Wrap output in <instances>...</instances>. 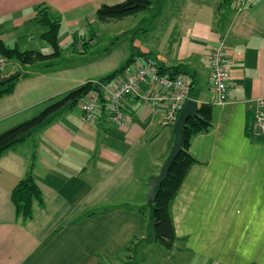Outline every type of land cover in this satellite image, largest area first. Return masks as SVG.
I'll list each match as a JSON object with an SVG mask.
<instances>
[{"label":"crops","instance_id":"crops-1","mask_svg":"<svg viewBox=\"0 0 264 264\" xmlns=\"http://www.w3.org/2000/svg\"><path fill=\"white\" fill-rule=\"evenodd\" d=\"M122 1L0 0V41L20 50L51 52L33 10L47 4L62 17L59 44L64 47L82 30L87 48L97 36L94 26L117 23L96 20V10ZM162 5L163 20L153 15L155 3L147 15L124 17L140 18L131 30L114 32L132 31L130 41L118 45L116 37L101 53L87 54L78 47L82 39H76L56 59L14 61L1 69L2 75L15 70L21 75L10 93L0 95V132L117 69L137 49L165 67L185 66L197 105L211 102L208 56L223 41L230 58L227 100L213 103L210 129L190 140L195 162L169 207L173 246L153 240L148 224L146 178L159 172L174 138L172 124L164 121L167 99L154 101L164 93L148 84L122 100L120 124L103 105L92 122H84L77 103L3 152L0 264H121L123 257L130 264L135 257L141 264H264V132H252L255 100L264 97V0H248L240 11L232 0H161ZM145 19L152 24L140 27ZM139 30L148 33L145 45L137 40ZM143 61L138 58L105 86L114 88ZM31 162L43 201L35 202L32 218L23 221L16 217L10 191ZM123 249L126 256H119Z\"/></svg>","mask_w":264,"mask_h":264},{"label":"trees","instance_id":"trees-1","mask_svg":"<svg viewBox=\"0 0 264 264\" xmlns=\"http://www.w3.org/2000/svg\"><path fill=\"white\" fill-rule=\"evenodd\" d=\"M153 3H155L156 7L155 12L158 13L161 9V0H123L122 2L112 5L102 4L96 10L95 18L100 22L122 19L149 8ZM33 10L34 18L43 26L41 38L50 45L52 51L45 54L33 49L20 50L16 46L7 47L0 41V55L5 57L7 61L12 60L21 64H35L40 61L56 58L60 55L61 50L64 49V47L59 44V33L62 27V17L60 13L54 11L47 4L37 5ZM75 33H73L71 45L75 44L74 40H76L77 35H79ZM92 39L93 36H89V40ZM88 43V41H84L82 45L83 48H86ZM148 55V52H143L140 49H137L135 53H131L124 64L117 69L98 80L86 81L67 91L62 96L49 101L37 114L0 132V156L5 150L14 147L17 143L25 140L30 135L31 130L51 121L52 117L62 108L73 107L80 100H86V98L94 92L101 93V85H106L119 75L123 74V72L135 63L138 58L145 61H152L160 74H169L171 77H176L178 75L185 76L187 74L191 77L192 75L185 66L165 67L163 64L157 62L154 58ZM1 69L2 68L0 67V76H2ZM16 78L0 84V95L10 93L13 90L14 80ZM188 83L189 98L196 99L197 93L193 86V80ZM102 102V105L105 107L104 100H102ZM212 110V102H202L198 106L197 115L193 118L187 119L183 129L181 150L172 162L165 180L157 188L154 202L149 204L148 224L153 240L161 242L166 248H171L175 239V229L169 210L170 203L176 196L190 166L195 162L194 157L189 152L190 140L194 135L206 132L210 129L212 125ZM10 199L16 217L21 218L23 221L32 218L34 203H40L43 201L41 190L32 173V162L30 163L26 174L12 187L10 191ZM141 209L142 208H139V211ZM121 264H130V262L125 261Z\"/></svg>","mask_w":264,"mask_h":264},{"label":"built area","instance_id":"built-area-1","mask_svg":"<svg viewBox=\"0 0 264 264\" xmlns=\"http://www.w3.org/2000/svg\"><path fill=\"white\" fill-rule=\"evenodd\" d=\"M232 3L234 8L240 11L247 6L248 0H232ZM208 60L215 94L211 102L222 104L227 100L230 83V58L227 45L221 41L213 46L209 52ZM7 62L6 58L0 55V67L2 68ZM148 84L156 85L162 90L161 94L164 93V95L152 99L154 101L167 99L164 121L172 124L189 98V83L183 75L171 77L168 74L158 73L157 68L150 60H144L141 64H136L132 69H128L124 78L114 88L101 85V93L94 92L89 95L81 104L83 121L92 122L97 108L103 104L102 100H104L105 107L111 113L114 122L120 124L123 119L122 100L129 95L138 94L139 88ZM255 104L252 132L254 135H261L264 132V97L257 98Z\"/></svg>","mask_w":264,"mask_h":264},{"label":"rangeland","instance_id":"rangeland-1","mask_svg":"<svg viewBox=\"0 0 264 264\" xmlns=\"http://www.w3.org/2000/svg\"><path fill=\"white\" fill-rule=\"evenodd\" d=\"M161 9H163V5L161 7ZM160 9V11H161ZM149 9H145L144 11H142L141 13H139L138 16H141V15H147L146 12H148ZM156 10V9H155ZM155 10L153 11V15L154 17H156L157 19H160V20H163L165 17H163V11L162 13H160V11L157 13L155 12ZM160 16V17H159ZM153 18V17H152ZM151 18V20H152ZM168 18V17H167ZM140 18L139 17H127V18H124V19H117V23L116 24H112V23H107L106 25L105 24H102V25H99L98 27L94 26L93 28L96 30L97 29V36L93 39L94 40V45L93 46H88L86 49H85V52L87 54H91L92 53H96L97 51L98 52H103L105 48H109L110 45H112V41H115V38L117 37V41L115 43H118L119 44H122L124 41L128 40L130 41L132 35H133V32L130 31L129 34H122V35H119L117 33H114L116 28H123V29H132L130 27L131 23H134L136 21H139ZM153 21H150V19H145L144 22H140L139 25L140 27H148L149 25L152 24ZM161 22V21H160ZM79 35H77V40L79 39H82L80 42H82L81 44H79V48H82L83 46V42L84 41H87L88 39H84V38H88V36L82 31V30H77ZM91 31V30H90ZM148 34V33H147ZM147 34H144V32L142 30H139V34L137 36V40L141 41L143 45L144 42H145V38L148 36ZM127 37V38H126ZM68 44L64 45V49L67 51V50H70V47H71V41L67 42ZM51 48V47H50ZM85 48V47H84ZM83 48V49H84ZM51 51H52V48H51ZM56 59V58H54ZM59 61V60H57ZM11 62H14V61H8L6 65H4L2 67V70L5 71L7 70V68L11 65ZM124 63V62H123ZM82 100H80L77 104V106H75V108L77 110L80 109L81 107V104H82ZM150 177V176H149ZM149 177L146 178V181L149 182ZM118 255L120 256H126L127 252L126 250L123 249L122 252H117ZM123 261H127L126 258L123 257L122 259ZM112 262H116L118 263L117 261L115 260H111ZM132 264H141L140 262V257H135L132 259ZM106 264H108V261H106Z\"/></svg>","mask_w":264,"mask_h":264},{"label":"water","instance_id":"water-1","mask_svg":"<svg viewBox=\"0 0 264 264\" xmlns=\"http://www.w3.org/2000/svg\"><path fill=\"white\" fill-rule=\"evenodd\" d=\"M21 75L20 70H15L6 75L0 76V84L8 82L18 76ZM169 75V74H168ZM197 101L193 98H188L179 111L175 121L172 124V130L174 134L173 143L170 147V150L163 160L159 168V172L156 175L149 177V190L146 194V200L149 204L154 202L155 194L157 188L161 185V183L165 180L168 170L174 161L175 157L181 150V143L183 139V129L185 127L186 121L189 118H193L197 115Z\"/></svg>","mask_w":264,"mask_h":264}]
</instances>
